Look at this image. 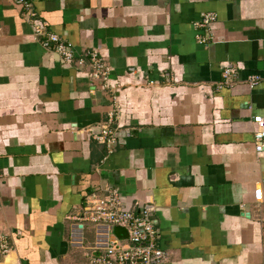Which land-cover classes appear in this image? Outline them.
<instances>
[{
	"label": "crops",
	"instance_id": "obj_1",
	"mask_svg": "<svg viewBox=\"0 0 264 264\" xmlns=\"http://www.w3.org/2000/svg\"><path fill=\"white\" fill-rule=\"evenodd\" d=\"M30 2L84 64L63 61L0 0V264H90L101 234L125 243L121 228L74 219L105 189L148 212L161 264H264L253 123L264 120V0ZM92 51L106 87L91 76ZM113 111L109 150L96 137Z\"/></svg>",
	"mask_w": 264,
	"mask_h": 264
},
{
	"label": "built area",
	"instance_id": "obj_2",
	"mask_svg": "<svg viewBox=\"0 0 264 264\" xmlns=\"http://www.w3.org/2000/svg\"><path fill=\"white\" fill-rule=\"evenodd\" d=\"M25 12L27 20L33 27L34 35L41 36L47 42L53 44V50L60 56L63 61L75 60L77 65H83L82 58L75 59L70 46L62 41L57 35L45 31V24L40 23L36 18V13L32 8L30 0H13ZM215 21V15L211 13L204 14L196 23V41L204 44V31ZM88 62L91 68V76L102 87H106L108 82L109 71L104 62L98 56L96 51L88 53ZM231 75L230 70H225L223 77L228 79ZM258 78H249L251 86L257 84ZM118 116V111L109 114L106 124L100 129L96 137L98 141L104 143L110 150L113 143V129L111 128ZM253 123L256 126L254 133V147L257 153L264 151V120L255 116ZM256 197L260 199L261 190H258ZM86 211L74 219L77 221L78 229L83 228L84 223H92L95 226L106 225L118 227L125 230L127 241L119 243L118 241L106 240L104 234L97 242L96 248L103 249L102 254H93L90 257V264H161L165 259L166 253L156 244V230L150 219L148 212L144 211L134 214L123 207L120 197L116 191L105 189V194L90 195L86 198ZM8 252L5 240L0 237V260Z\"/></svg>",
	"mask_w": 264,
	"mask_h": 264
}]
</instances>
